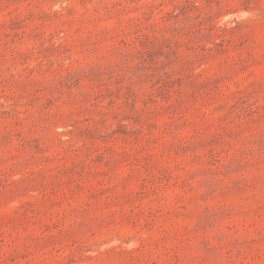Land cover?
<instances>
[{
  "label": "rangeland",
  "instance_id": "374dc122",
  "mask_svg": "<svg viewBox=\"0 0 264 264\" xmlns=\"http://www.w3.org/2000/svg\"><path fill=\"white\" fill-rule=\"evenodd\" d=\"M0 264H264V0H0Z\"/></svg>",
  "mask_w": 264,
  "mask_h": 264
}]
</instances>
